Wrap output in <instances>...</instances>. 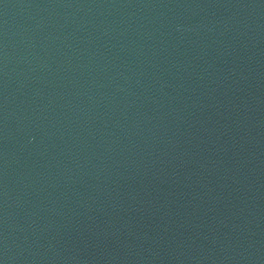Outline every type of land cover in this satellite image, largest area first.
I'll return each instance as SVG.
<instances>
[{
    "label": "water",
    "instance_id": "obj_1",
    "mask_svg": "<svg viewBox=\"0 0 264 264\" xmlns=\"http://www.w3.org/2000/svg\"><path fill=\"white\" fill-rule=\"evenodd\" d=\"M0 264H264V0H0Z\"/></svg>",
    "mask_w": 264,
    "mask_h": 264
}]
</instances>
